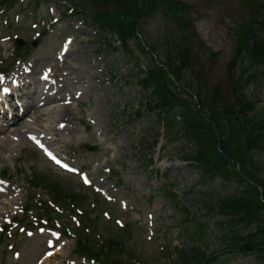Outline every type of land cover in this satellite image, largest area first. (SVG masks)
I'll return each mask as SVG.
<instances>
[{"label": "rangeland", "instance_id": "rangeland-1", "mask_svg": "<svg viewBox=\"0 0 264 264\" xmlns=\"http://www.w3.org/2000/svg\"><path fill=\"white\" fill-rule=\"evenodd\" d=\"M180 1L185 3L188 7L185 14L186 19L177 18V15L167 18L162 15L163 13H153V15H147L139 21V32L144 37L147 45L149 47H155L160 54H163L165 51V42H172L180 37V24L175 22V20H179L181 25H186L188 22L189 25L186 29L189 34H192L193 53L191 56L192 65H194L192 73H186L188 82L192 83L197 79V77H193L194 71L197 75H204L199 82L208 91L209 98L212 97V93H215L216 90L220 88L221 94L224 97V106L228 109L234 105L233 93L235 92L231 87L234 84L237 86L238 97L242 89L252 91L253 88L248 87V81H252L255 78L256 70L259 75L255 78L253 86H259L258 94H261L262 102L257 108L252 107V102H249L248 105L250 109H248L246 116L252 121L259 119L264 120V73H261L259 68L254 67L252 54L249 50L244 46L240 47L238 43L240 28L245 29L244 33L252 34L251 28H246V24L251 20V17L255 15L253 10L254 5L245 3L242 0ZM49 6H51L50 0H27L23 8L17 6V11L12 13L13 15L15 13H21V23H14L12 28H10L6 27L0 20V35L11 36V41L3 46L4 48H10V51L2 53L5 58L10 57L12 51L15 50V35H21L26 28L29 31L32 30V23H36L46 17L48 20L51 19L48 14ZM33 10L36 11L32 15L30 12ZM79 11L82 12L81 10ZM7 12L8 11H6V13ZM65 23L66 24L63 26L59 25L57 28V31L60 32V34L62 33L60 39H52L54 42H52L51 39H47L45 42H40L39 44L36 41L32 42L33 47L31 48L34 50H32L33 55L29 63L37 62L38 71L54 64V56L60 51L59 43L65 36H78V33L87 34L84 29L77 32L74 29L77 28L75 25L68 24L67 22ZM262 34L264 35V31ZM103 35L101 41L102 43H106L107 49H105V45L99 47L97 41L92 45L82 44L87 40V37L81 35L80 41L82 43L75 44L76 46L68 59L72 64L71 70H74L78 84L75 88L66 85L64 89L73 94H75L77 90L83 91L84 108L80 110L83 113V119L86 121L84 116L86 108L84 99L86 101L88 99V104L91 106L92 110H96L99 116H97V118L100 120V133L97 132V137L105 133L104 128L107 130L105 138H107V134L109 137H113V135L111 136L109 133H119L116 138L120 141H116L113 146L112 144H108L106 148L110 147L112 149L114 160H118L116 157L120 154V149H122L121 154L122 152H126V155H128L126 159L123 157L124 161H127V163L125 164V170L120 166V164L124 162L123 159L116 165L111 164V168H113L114 172L110 176L113 178L118 177L128 185L121 189V193H134L130 211L122 217V220L128 225L139 227L141 229L139 232L143 238L149 235L151 229L162 232L167 224L168 214L170 213V209L165 200L158 196L156 190L159 188L158 181L161 182L166 175L169 176V167L171 168L170 170H172L171 173L181 170L175 175H170L171 177L179 176L183 179L182 184L178 181L179 185L175 188L176 192L181 193L185 183H189L192 179L195 180L196 175L193 174L196 169L194 164L191 165L181 161V156L183 154L177 156L170 153L162 157L163 152L159 154L161 149L159 148L157 150L154 148V143L152 142L153 137L159 134L160 140H162L161 136L166 134L165 131H167V123L162 120L161 117L155 114L144 113L141 117H134L133 121L128 119L131 118L133 113L140 107L139 104L142 102L140 94L143 89L140 83L141 75L153 69V59L140 48L138 41L129 42V44L125 45L123 41V43L120 42L118 39L119 36L115 32L109 30ZM88 37H90V35H88ZM128 37L131 36L129 35ZM259 43L262 44L264 41H259ZM26 47L27 45L23 48H25L24 50L28 53ZM96 53L99 55H96ZM34 54H36V58H34ZM13 61L12 58L9 60V62ZM261 61L264 65V57ZM260 66L261 64L259 67ZM135 67H138L137 71ZM180 80V84H182L184 80ZM184 84H187V82ZM185 87L191 88L192 86ZM86 91L89 92L87 95L85 94ZM179 95L182 99L179 103H181L182 106L178 102L172 105L174 107H182L181 112L183 115L187 116L188 121L196 124V118L192 113L188 114V111H186L188 107H194L195 102L187 94L179 92ZM240 109L241 108L236 109L235 112L240 111ZM127 114H129L128 118ZM73 116L77 119L82 118L78 112ZM70 118L72 119L73 117L71 116ZM77 119H74V121H78ZM239 119L243 121V118L239 115V118L237 120L235 119V122ZM176 121L178 122L179 120ZM30 122L31 123L28 125L30 128L37 126L34 125L35 120L32 119ZM117 122L123 129L117 127ZM169 123L170 127L175 125L174 122ZM225 124L228 125V121H226ZM73 126L78 130V134L77 136H72L71 140L89 143L87 136L92 134V129L89 131L86 127L85 130V126L78 125V123ZM199 127V125L196 126L197 129ZM224 128L227 129L226 126ZM11 130L15 131L17 129L13 127ZM24 130V128L18 129V131ZM85 131L88 133L85 134ZM31 132L43 131L35 129V131ZM203 135L206 138L208 137V134ZM15 138L17 139L16 135ZM143 141L145 147L144 150H141ZM1 144L7 147V152L0 156V173L6 174L13 182L22 187H26L29 181L34 180L36 182H42L45 179L49 184L53 183L52 186H69L75 195L81 193L83 197L85 195L91 197L89 193L84 191L80 192L81 188L78 178L60 174L57 170L53 169L42 156L34 152L32 148H26L24 152H21L20 145L13 143L7 145L5 142ZM21 145L24 147L26 144L24 143ZM238 146L246 150L245 146ZM15 155L18 156V159H15ZM144 156H148L153 162L148 163ZM105 165V162L102 161L100 166H96L92 173L96 174L97 171L103 169L102 167ZM263 167L264 164H257L256 167H253L251 165V160H247L246 162V170L254 174H262L264 172ZM152 171H155L158 175L157 182L154 177L149 175ZM101 173L103 172L101 171ZM93 178H97V175H93ZM96 180H98V178ZM108 185L109 182L106 183L107 187ZM228 190L234 193L235 186L231 184ZM38 191H41L42 194L46 193L44 188H39ZM32 198L36 200L38 196L29 192L27 196L28 202ZM19 199L23 203L25 194H20ZM146 208H152V211L154 208L155 214L150 210L148 212L144 211ZM152 216L154 219L153 227L151 228ZM135 220H138V222ZM262 229H264L263 225H260L258 230L262 232ZM208 238V252L214 254L222 253L223 249L219 244V236L213 234L212 237ZM10 242L11 240L8 238L7 241L0 244V257L2 263H5L3 256L5 255L6 264H36L37 259L41 257L44 250H46L44 242L40 238H28L26 234H19L17 231L13 241L15 246L14 250L9 249ZM128 242L132 245L133 249L131 251L135 250L134 256L142 258L145 263L165 264L164 259L157 260L156 255H154V250L148 248L137 233H135ZM176 245H178V249L182 251H189L187 240L182 243L175 242V246ZM14 251L20 252L21 259L19 261L13 258L11 259V254H13ZM248 261V259L238 260L234 264H245L248 263Z\"/></svg>", "mask_w": 264, "mask_h": 264}, {"label": "bare ground", "instance_id": "bare-ground-1", "mask_svg": "<svg viewBox=\"0 0 264 264\" xmlns=\"http://www.w3.org/2000/svg\"><path fill=\"white\" fill-rule=\"evenodd\" d=\"M71 107L70 106H62L61 110H57L54 113L57 114L59 117L61 118H67L70 114H71ZM94 112L92 111L91 114H93ZM9 143V142H8ZM6 149L5 145H0V150L4 151ZM9 204H5V208L8 206Z\"/></svg>", "mask_w": 264, "mask_h": 264}, {"label": "trees", "instance_id": "trees-1", "mask_svg": "<svg viewBox=\"0 0 264 264\" xmlns=\"http://www.w3.org/2000/svg\"><path fill=\"white\" fill-rule=\"evenodd\" d=\"M223 210H224V205L222 204V207L220 209V213H223Z\"/></svg>", "mask_w": 264, "mask_h": 264}, {"label": "snow or ice", "instance_id": "snow-or-ice-1", "mask_svg": "<svg viewBox=\"0 0 264 264\" xmlns=\"http://www.w3.org/2000/svg\"><path fill=\"white\" fill-rule=\"evenodd\" d=\"M69 43H70V41H69ZM49 155H51V154H49ZM53 159H55V157H53ZM58 163H59V161H57ZM87 182V181H86Z\"/></svg>", "mask_w": 264, "mask_h": 264}]
</instances>
